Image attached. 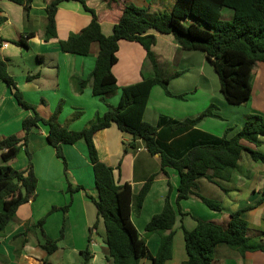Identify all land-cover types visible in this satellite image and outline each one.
Returning <instances> with one entry per match:
<instances>
[{"label": "crops", "instance_id": "1", "mask_svg": "<svg viewBox=\"0 0 264 264\" xmlns=\"http://www.w3.org/2000/svg\"><path fill=\"white\" fill-rule=\"evenodd\" d=\"M51 1L32 0L27 12L22 5L0 0V18H5L0 26V39L8 45L1 46L0 56L7 61L9 74L15 79L24 99L35 106L42 117H50L62 104L59 124L69 130L79 131L87 127L97 115L107 111L101 98L93 95L91 82L83 92L77 91L78 81L91 79L99 46L95 44L89 56H78L63 53L59 43L78 35L91 23L93 16L81 1L61 2L55 19L57 38L46 42V8ZM85 1L86 6L98 14L102 32L106 36L113 34L114 25L124 6L135 5L153 14L169 12L176 2ZM227 19H233V11L228 13ZM29 33L31 36L27 37ZM149 34L156 36L152 50L164 74L167 77L176 73L179 75L171 78L169 83L172 97L167 96L160 86L152 89L144 115L147 122L157 124L161 115L176 120L193 119L214 105L216 109L213 113L220 118L207 117L197 128L218 137L227 133L228 137H233L241 131L249 115L264 118V63H257L253 68L249 101L242 105H231L221 94L219 79L215 77L214 70L209 69L204 53L183 50L170 34L154 30L149 31ZM23 37L29 48L15 44ZM117 58L113 74L119 89L106 97V102L113 106L119 104L122 87L138 83L153 73L144 48L137 42L120 41ZM31 76L35 78L29 80ZM225 110L226 113H223ZM32 115V110L23 109L13 97L11 89L0 80V140L10 135L22 138V122ZM48 132V126L41 124L29 138L27 149L31 159L25 147H22L17 158L11 162L15 170L25 172L32 164L37 189L35 198L19 207L15 220L0 236V264H84L82 253L85 251L89 253V264H113L104 242L103 223H99V234L90 235V228L98 221L94 200H99V191L87 146L84 142L63 145L67 162L65 172L63 160L57 157L55 149L47 140ZM94 141L100 160L114 169L116 182L129 184L134 195L139 194L146 182L156 175L141 212L132 215L135 227L146 240L153 256L158 253L162 239L168 233H149L145 227L155 215L162 212L169 195L176 212V222L172 258L165 264H190L187 261L184 228L192 231L197 225L196 219L213 222L226 229L231 214L242 211V218L248 225V235L264 246V163L253 161L248 152L242 154L230 180L217 179L220 185L205 178L198 181L200 194L219 203L221 211H216L196 196L178 203V172L171 168L163 172L160 156L149 154L143 146L125 153L124 143L127 139L117 125L97 132ZM243 145L264 153L263 137L259 138L258 146L246 141H243ZM68 182L73 188L82 189L70 192L67 190ZM53 208L56 210L52 211ZM65 208L67 211H64ZM43 218L46 219L43 229L50 239L59 240L64 232V237L58 243L59 249L52 255L40 247L36 235L28 233L24 236L29 225ZM140 264L152 262L144 259ZM213 264H264V251L241 255L225 245L217 246Z\"/></svg>", "mask_w": 264, "mask_h": 264}, {"label": "trees", "instance_id": "2", "mask_svg": "<svg viewBox=\"0 0 264 264\" xmlns=\"http://www.w3.org/2000/svg\"><path fill=\"white\" fill-rule=\"evenodd\" d=\"M10 1L22 5L28 12L32 0ZM63 1L69 0H52L47 4L46 42L57 38L55 19L59 4ZM78 1L92 14V21L78 35L60 41L59 45L63 53L78 56H89L93 46H99L91 79L78 81L77 91L83 92L91 82L93 95L101 98L107 111L103 115H97L87 127L79 131L69 130L59 124L62 104L50 117H42L35 106L24 99L15 79L9 74L7 61L0 56V80L11 89L13 97L23 109L33 112L32 116L26 117L22 122V138L10 135L0 140V236L4 235L8 225L15 220L19 207L36 196L37 178L32 164L25 172L15 170L11 162L17 158L22 147H25L31 159V153L27 149L29 138L42 124L49 128L47 140L55 149L57 157L63 160L65 172L67 162L63 145L84 142L87 146L99 191V200H94L98 221L90 228V235L99 234V223L102 222L104 242L112 263L140 264L147 259L152 264H165L172 258L176 222V212L169 195L162 212L155 215L145 227L149 233H168L162 239L158 253L153 256L146 240L135 227L132 215L141 212L156 175L146 182L139 194L134 195L131 186L127 183L118 184L114 169L100 160L94 136L113 124L117 125L127 139L124 143L125 153L143 146L149 154L160 156L163 172L166 173L167 168L178 172V203L196 196L210 209L221 211L219 203L200 194L198 181L205 178L220 185L218 180H230L244 152H248L253 161L264 163V153L243 145V141L259 145V138H264V118L249 115L241 131L233 137H228V133L218 137L197 128L207 117L220 118L213 113L216 109L214 105L193 119L176 120L161 115L157 124L147 122L144 115L152 89L160 86L167 96L172 97L169 83L171 78L179 75L176 73L167 77L164 74L152 50L156 44V36L149 34V31L170 34L183 50L204 53L219 79L220 92L225 100L231 105H242L249 101L252 94L251 80L255 64L264 63V0H176L169 12L153 14L148 9L127 5L122 8L110 36L103 34L96 11L88 8L85 0ZM225 8L233 11L231 22L221 20ZM4 22L5 18H0V26ZM29 36L31 33L27 34ZM122 40L137 42L144 48L153 73L138 83L122 87L119 104L113 106L106 102V97L119 89L113 67L118 62L117 53ZM2 43L3 40L0 39V48ZM15 44L29 48L24 37ZM35 77L31 76L29 80ZM129 134L132 135L131 139L127 137ZM80 189L82 187L73 188L68 182L67 190L70 192ZM54 210L56 208L52 209ZM45 220L43 218L36 224L29 225L24 236L28 233L36 235L40 247L52 255L59 249L58 243L64 237V232L62 231L59 240L50 239L43 229ZM196 221L197 225L192 231L184 228L187 261L190 264H213L215 248L221 245L236 250L241 255L264 251L263 244L248 235V225L242 218V211L231 214L226 229L213 222ZM82 254L84 264H89V253L85 251Z\"/></svg>", "mask_w": 264, "mask_h": 264}, {"label": "rangeland", "instance_id": "3", "mask_svg": "<svg viewBox=\"0 0 264 264\" xmlns=\"http://www.w3.org/2000/svg\"><path fill=\"white\" fill-rule=\"evenodd\" d=\"M229 12H231L232 13V11L231 10H229V9H224L223 11H222V21H224V22H231L232 21V19H227L228 18V13ZM209 69L211 70V71H213V69L209 66ZM213 73H214V71H213ZM214 75H215V77H217L216 76V74L214 73ZM233 107H236V106H233ZM223 113H226V110L223 112Z\"/></svg>", "mask_w": 264, "mask_h": 264}, {"label": "built area", "instance_id": "4", "mask_svg": "<svg viewBox=\"0 0 264 264\" xmlns=\"http://www.w3.org/2000/svg\"><path fill=\"white\" fill-rule=\"evenodd\" d=\"M1 46H3V47H6V46H8L7 44H5V43H2V45Z\"/></svg>", "mask_w": 264, "mask_h": 264}, {"label": "water", "instance_id": "5", "mask_svg": "<svg viewBox=\"0 0 264 264\" xmlns=\"http://www.w3.org/2000/svg\"><path fill=\"white\" fill-rule=\"evenodd\" d=\"M127 137H128L129 139H131V138H132V135L129 134Z\"/></svg>", "mask_w": 264, "mask_h": 264}]
</instances>
